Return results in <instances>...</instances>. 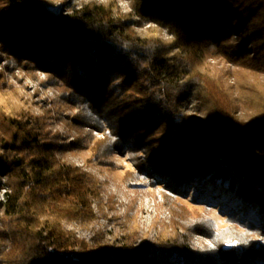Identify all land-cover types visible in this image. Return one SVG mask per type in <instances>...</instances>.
Listing matches in <instances>:
<instances>
[{"label":"trees","instance_id":"obj_1","mask_svg":"<svg viewBox=\"0 0 264 264\" xmlns=\"http://www.w3.org/2000/svg\"><path fill=\"white\" fill-rule=\"evenodd\" d=\"M132 3L173 38L143 34L116 0L67 12L53 0H0V57L11 68L47 72L60 93L54 110L77 109V124L106 133L93 145L99 163L127 151L139 173L165 181L176 235L141 243L137 229L117 248L89 250L62 225L92 218L102 192L97 178L63 160V150L85 144L63 148L48 128L53 110L39 116L0 102V179L12 186L0 216V264H264L256 239L264 234V0ZM220 58L245 72H213L207 63ZM4 85L0 73V91ZM195 99L213 119L191 112ZM195 182V201L208 208L218 184L239 200L226 228L178 199ZM195 233L214 246L192 249Z\"/></svg>","mask_w":264,"mask_h":264},{"label":"rangeland","instance_id":"obj_2","mask_svg":"<svg viewBox=\"0 0 264 264\" xmlns=\"http://www.w3.org/2000/svg\"><path fill=\"white\" fill-rule=\"evenodd\" d=\"M53 1L62 2L67 12L74 6H81L88 2L107 3L111 0ZM116 1L122 13L141 21L138 30L143 34L155 31V33H161L166 39L173 38L168 27L158 25L153 19H140L132 0ZM207 64L213 72L224 69L233 70L239 72L240 77L242 71L245 72L225 58L209 59ZM0 73L5 77V85L0 91V102L7 104L11 101L39 116L43 115L46 109L53 110L48 128L59 136L60 143L64 145L63 148H66V145H72L77 140L85 144L63 150L61 152L63 160L97 178L103 185L100 197L92 203L93 217L64 218L62 225L66 231L73 233L77 239L86 243L91 251L99 249L102 245H112L117 248L125 242L126 236L133 234L137 229L142 237L141 243H153L159 239L173 238L176 235L172 211L164 204L165 181L159 175L149 172L139 173L127 151L116 150L107 163H99L93 156V145L96 141L104 139L106 133L103 130L77 124L74 118L78 112L77 109L63 107L59 112L54 110L56 101L60 99V93L49 83L48 73L44 70L33 72L20 67L11 68L6 56L2 55ZM228 80L234 82L235 75L228 77ZM196 110L210 120L214 117L209 104L199 103L195 99L191 104V112ZM90 134L93 138L86 139ZM129 172L137 176L128 178ZM2 181L9 186L12 192L11 183L6 175L1 177L0 185ZM211 189L209 193L215 195L216 201L210 208L207 207L206 202L195 201L200 191V185L196 182L190 185L184 195H178V199L199 213L209 210L207 214L218 228H226L231 223L229 221L230 209L237 207L239 200L233 194L225 192L219 184ZM5 204L0 202V216L4 213ZM240 216L249 223L258 222L253 212L247 214L242 211ZM258 225L255 223V226ZM256 239L260 245L264 246V234H257ZM190 246L192 249H204L207 246H214V242L206 234L195 233L191 238Z\"/></svg>","mask_w":264,"mask_h":264},{"label":"built area","instance_id":"obj_3","mask_svg":"<svg viewBox=\"0 0 264 264\" xmlns=\"http://www.w3.org/2000/svg\"><path fill=\"white\" fill-rule=\"evenodd\" d=\"M10 193L11 189L2 181L0 185V202L7 203Z\"/></svg>","mask_w":264,"mask_h":264}]
</instances>
